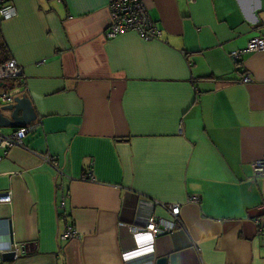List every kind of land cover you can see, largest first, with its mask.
<instances>
[{
	"label": "crops",
	"instance_id": "1",
	"mask_svg": "<svg viewBox=\"0 0 264 264\" xmlns=\"http://www.w3.org/2000/svg\"><path fill=\"white\" fill-rule=\"evenodd\" d=\"M10 1L39 125L0 150V264H264V50L231 57L264 38V0H142L154 40L108 37L110 0ZM155 216L175 228L133 230Z\"/></svg>",
	"mask_w": 264,
	"mask_h": 264
},
{
	"label": "built area",
	"instance_id": "2",
	"mask_svg": "<svg viewBox=\"0 0 264 264\" xmlns=\"http://www.w3.org/2000/svg\"><path fill=\"white\" fill-rule=\"evenodd\" d=\"M109 8L111 12V23L108 26L106 34L113 38L125 32H135L143 39L154 40L162 35V29L157 24V21L151 16L147 6L142 0H110ZM17 13L15 6L10 0H0V25L4 19H9ZM264 50V38L261 36L252 37L244 49H238L231 52V57L236 61L241 59L246 52ZM0 80L13 81L14 84L7 90L2 91V101L4 103L14 102L17 95L24 93L25 72L24 67L19 64L16 59H9L0 63ZM251 78L244 75L243 82H250ZM39 123L34 121L31 124L15 129L13 132L6 134L0 129V150H7L15 146H25L26 137L33 133ZM5 152V153H6ZM2 154L0 152V160ZM46 162L54 166L59 172H62L59 161L52 154H45ZM256 168L264 170V159L260 160ZM86 179H91V173L85 176ZM13 200L12 189L0 191V220L3 219V207L11 203ZM193 200H198L196 197ZM171 213L178 217L181 212V205L165 204ZM176 226L174 219L165 217H151L144 226H137L133 230L136 232L149 231L153 237L172 231ZM260 232L264 233V228ZM76 231L72 226H68L62 234V238L68 239L76 235Z\"/></svg>",
	"mask_w": 264,
	"mask_h": 264
},
{
	"label": "water",
	"instance_id": "3",
	"mask_svg": "<svg viewBox=\"0 0 264 264\" xmlns=\"http://www.w3.org/2000/svg\"><path fill=\"white\" fill-rule=\"evenodd\" d=\"M5 81L0 80V128L13 127L15 129L33 123L38 118V113L33 104L31 97L26 93L17 95L14 102L4 103L2 99L3 86ZM10 225L11 242H13L12 225ZM18 251L15 249L4 250L2 257L4 261H10L17 257ZM156 264H168L167 255L160 256L156 260Z\"/></svg>",
	"mask_w": 264,
	"mask_h": 264
},
{
	"label": "trees",
	"instance_id": "4",
	"mask_svg": "<svg viewBox=\"0 0 264 264\" xmlns=\"http://www.w3.org/2000/svg\"><path fill=\"white\" fill-rule=\"evenodd\" d=\"M11 59L10 57V51L8 44L3 40V35L1 32V25H0V60L6 61ZM242 63L241 59L237 61V64L240 65Z\"/></svg>",
	"mask_w": 264,
	"mask_h": 264
}]
</instances>
